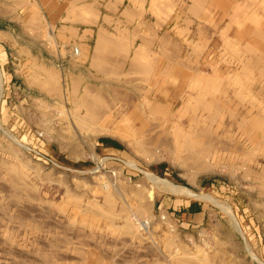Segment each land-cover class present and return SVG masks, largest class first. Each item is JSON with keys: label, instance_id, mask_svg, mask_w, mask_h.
Listing matches in <instances>:
<instances>
[{"label": "crops", "instance_id": "1", "mask_svg": "<svg viewBox=\"0 0 264 264\" xmlns=\"http://www.w3.org/2000/svg\"><path fill=\"white\" fill-rule=\"evenodd\" d=\"M144 1L142 14L136 16L132 15L138 8L134 0H0V111L9 112L16 103L25 106L26 113L39 106L44 111L51 104L62 105L61 126L74 128L78 139H96L94 154L121 162L124 167L117 173L127 184L134 179L144 192L151 181L140 169L143 165L126 164L129 156L159 159L147 164V172L191 191L194 169L174 164L188 155L193 157L188 160L204 164L209 173L224 168V160H239L235 170L241 171L240 180L246 173L251 181L258 180L251 167L264 150L254 151L260 139H251L254 146L247 139L253 156L237 151L242 143L233 145L226 139L244 135L239 128L243 120L249 124L264 120V110L257 113L258 92H253V88L264 90V69L255 56L242 51L252 44L260 47L264 57V0H172L174 6L166 18L149 9L150 0ZM88 15L94 16L92 21ZM150 26L153 33L147 32ZM145 33L154 34L147 35L153 41L148 42ZM99 35L104 36L102 42ZM50 76H55L58 88ZM253 133L257 135V129ZM134 139H153L151 150L136 151L129 143ZM165 139H171L170 143ZM189 140L210 145V155L206 157L200 149L186 151ZM57 142L58 155L66 153L74 161L80 158ZM165 145L174 154L154 156L158 150L165 153ZM138 173L143 177L136 179ZM157 190L154 206L159 216L166 214L169 225L193 232L206 222L208 207L193 197L164 185ZM246 206L235 203L241 220L248 216ZM147 217L153 222L152 214ZM217 251L226 253L224 248ZM153 259L162 264L160 258Z\"/></svg>", "mask_w": 264, "mask_h": 264}, {"label": "rangeland", "instance_id": "2", "mask_svg": "<svg viewBox=\"0 0 264 264\" xmlns=\"http://www.w3.org/2000/svg\"><path fill=\"white\" fill-rule=\"evenodd\" d=\"M2 84L0 72V96ZM256 91L259 114L264 110V90L253 88ZM12 99L15 104L17 98ZM15 105L9 112L0 111V264H158L153 258H160L162 264H186L187 260L204 264L206 259L213 261L205 264H260L249 250L264 263V180L251 181L246 173L241 181V171L235 170L239 160H224V168L210 173L204 166L193 168L192 192L201 197L188 196L208 207L210 214L191 232L169 225L166 214L159 216L154 206L159 185L146 183L144 192L134 179L127 184L117 173L124 167L121 162L106 159V154H94L96 139H78L74 128L61 126L58 116L64 118L62 105L51 104L44 111L39 106L32 113H26L25 106ZM257 124L258 134L253 139L259 140L264 120ZM61 140L70 155L82 157L74 161L66 153L58 155L56 146L59 141L61 147ZM226 140L248 146L244 135ZM162 154L172 155L167 151ZM153 161L160 160L129 156L126 164L140 163L144 167L140 169L148 171L145 167ZM185 162L173 163L187 166ZM68 163H78L80 169ZM254 164L251 169L255 174L264 171V150ZM108 191L115 205L106 212L102 206ZM237 201L247 205L244 220L235 207ZM221 205L232 210L240 230ZM95 206L99 207L96 212ZM126 219L131 222V231L123 229ZM144 222L147 229L141 228ZM219 248L226 253H218Z\"/></svg>", "mask_w": 264, "mask_h": 264}, {"label": "bare ground", "instance_id": "3", "mask_svg": "<svg viewBox=\"0 0 264 264\" xmlns=\"http://www.w3.org/2000/svg\"><path fill=\"white\" fill-rule=\"evenodd\" d=\"M134 2L137 4V9L135 10V13H133L132 15H134V14H136V16L138 15V16H140V14H142V12H143V10H144V0H134ZM249 2V1H248ZM173 6H174V3L172 2V0H166V1H161V0H150V3H149V9L152 11V12H155V13H157V14H159V13H163L164 15H165V18H166V16H168L170 13H171V11H172V9H173ZM87 10V9H86ZM90 10H91V8H90ZM74 11H75V13L74 14H76V12H77V10H75L74 9ZM81 11V10H80ZM91 11H95V10H91ZM90 11V12H91ZM261 11V10H260ZM81 13H83L82 11H81ZM92 14H94L93 12H91ZM84 14H87V12H84L83 13V15ZM162 14V15H163ZM82 14H81V16H83ZM95 15H97V13L96 14H94V16ZM91 16V18H89L90 20L92 19V17H94V16H92V15H90ZM89 15H88V17H90ZM131 16V15H130ZM132 17V16H131ZM134 17V16H133ZM79 18V17H78ZM82 18V17H81ZM85 18V17H84ZM80 19V18H79ZM88 19V20H89ZM132 19V18H131ZM78 21V20H77ZM87 21V20H86ZM92 21V20H91ZM80 22V21H79ZM89 22V21H88ZM157 26H158V24H157ZM151 27L152 26H150V29L147 31L148 33H150V31H152V33L154 32V30H153V28H152V30H151ZM103 33V32H102ZM136 33V32H135ZM105 34V32L103 33V35ZM146 34V33H145ZM107 37H108V34H105ZM133 35V34H132ZM148 34H146V36H147ZM149 35H154V34H149ZM148 35V36H149ZM156 35V34H155ZM100 36V35H99ZM110 36V35H109ZM143 37H144V35H142ZM142 36H141V38H142ZM147 36V40H149L148 42H151V41H153V39H154V37H148ZM103 37L104 36H100V42H102V40H103ZM134 37V36H133ZM51 38H53V37H51ZM106 39V38H105ZM104 39V40H105ZM108 39L109 38H107L106 40L108 41ZM143 39V38H142ZM146 39H145V41H146ZM152 39V40H151ZM162 39V38H161ZM160 39V40H161ZM105 40V41H106ZM151 40V41H150ZM254 40V39H253ZM253 43V42H252ZM237 48V47H236ZM259 48L260 47H258V46H252V44H251V46H247V47H245L242 51L243 52H245L246 54L247 53H249V54H251V55H253V56H255L257 59H258V64H259V66H261L262 67V69H264V57L261 55V54H259L260 52V50H259ZM228 49H233V47H228ZM261 51H263V49L261 50ZM98 53V52H97ZM258 54H259V56H258ZM98 55V54H97ZM245 60V59H244ZM262 72L264 73V70H262ZM54 74V73H53ZM52 74V75H53ZM46 76V75H45ZM51 77V76H50ZM57 78V77H56ZM58 79V78H57ZM48 80V79H47ZM53 83V85L55 84V86H56V88H58L57 86L58 85H56V84H58L57 83V80H55V76H54V78L53 77H51V79H50ZM51 81H50V83H51ZM39 84V83H38ZM42 84V83H41ZM50 86V85H49ZM55 86H53V87H55ZM52 88V87H51ZM50 88V89H51ZM60 88V87H59ZM43 89V88H42ZM46 89V88H45ZM54 89V88H53ZM243 90V89H242ZM49 91H51V90H49ZM52 91H54V90H52ZM242 92V91H241ZM55 94V93H54ZM57 94V93H56ZM245 94V93H244ZM238 95V94H237ZM243 95V94H242ZM239 96H241V95H239ZM236 97H238V96H236ZM242 98V97H241ZM251 98V97H250ZM238 99V98H237ZM239 99H240V97H239ZM252 99V98H251ZM250 99V100H251ZM256 100H257V98H255ZM74 100V99H73ZM87 100V99H86ZM250 100H249V104H250ZM72 101V100H71ZM88 101H89V99H88ZM244 102V101H243ZM246 102H248V101H246ZM106 103V102H105ZM109 103V102H108ZM107 103V104H108ZM242 103V102H241ZM88 104V102H86V105ZM112 104V103H111ZM85 105V104H84ZM85 105V106H86ZM102 105V104H101ZM104 105V104H103ZM88 107H91L90 106V104L89 105H87ZM86 106V107H87ZM105 106V105H104ZM104 106H103V109H106V108H104ZM109 106V105H108ZM111 106V105H110ZM253 106V105H252ZM81 107V106H80ZM85 107V108H86ZM220 108V107H219ZM92 109V108H91ZM93 109H95V108H93ZM86 110H88V112L90 111L88 108L86 109ZM219 110V109H218ZM95 111H96V109H95ZM94 110H93V112H95ZM107 111V110H106ZM99 112H100V110H99ZM217 112V111H216ZM90 114L92 113L91 111L89 112ZM96 113H97V111H96ZM101 113V112H100ZM76 114V113H75ZM78 114V113H77ZM85 114H87V113H85ZM93 115H91L92 117L93 116H95L94 115V113H92ZM233 114V113H232ZM79 115V114H78ZM98 115V118L100 117V116H102V114L99 116V114L97 113L96 114V116ZM218 115V114H217ZM231 115V114H230ZM66 116V115H65ZM86 116H89L88 114L86 115ZM90 117V116H89ZM81 118H82V115H81ZM85 118V117H84ZM88 118V117H87ZM98 118H95L96 120L98 119ZM101 118V117H100ZM89 119V118H88ZM91 119V118H90ZM87 120V119H86ZM93 120V119H92ZM88 121V120H87ZM91 121V120H90ZM250 122V121H249ZM93 123V122H92ZM238 124H239V122H238ZM79 128H81V127H79ZM239 128H240V131L244 134V136H245V138L246 139H248L249 141V144L250 145H252V146H254V144H253V141L251 140V139H253L252 137H253V135H254V133H253V131L255 130V129H257V128H259V126H258V124L256 123V122H252V124H249V123H247V121H242L241 123H240V125H239ZM101 130V129H100ZM105 131V129H102V131H99L100 133L101 132H104ZM99 132H97V134L99 133ZM205 133V132H204ZM56 135V134H55ZM204 135V134H203ZM260 135V134H259ZM209 137V136H208ZM213 137V136H212ZM260 137H261V135H260ZM263 138L262 139H260L258 142L259 143H257L255 146H254V151H258V150H263V148H264V135L262 136ZM150 138H151V136H150ZM153 138V137H152ZM13 139L15 140V138L13 137ZM219 139V138H218ZM153 139H137V140H130L129 141V143H130V145H132L133 146V148L136 150V151H139V152H142V151H144V150H146V148H148V149H150V147H148L149 145H151L152 144V141ZM204 140H206V139H204ZM222 140V139H221ZM56 141V140H55ZM164 141V140H163ZM224 141H226V140H224ZM228 141V140H227ZM165 142V141H164ZM211 142V141H210ZM219 142V141H218ZM17 143H18V141H17ZM158 143V142H157ZM229 143H231V142H229ZM228 142H227V145L229 144ZM19 144V143H18ZM64 142H63V140H61V146L62 147H64ZM162 144H164V143H162ZM207 144H208V142H207ZM218 144V143H217ZM233 144V143H232ZM67 145V144H66ZM160 145V144H159ZM206 143L204 144V142H202V143H199V142H195V143H193L191 140H189V141H186V151H195V150H197V149H200V150H202V152L203 153H205L204 155L207 157V156H209L210 155V153H211V150L210 149H208L209 147H210V145H206ZM225 145H226V143H225ZM170 146V145H169ZM220 146V145H219ZM230 146V145H229ZM9 147V146H8ZM225 147V146H224ZM237 147H239V146H237ZM165 148H166V150L165 151H167V152H169V153H171V154H174L173 153V148H171V147H168L167 145H165ZM248 146H240L238 149H237V151H240L241 153H243L245 156H246V154H247V156H253V154H252V152H251V154L248 152ZM151 150V149H150ZM263 152V151H262ZM206 153H208V154H206ZM256 153V152H255ZM145 154H146V152H145ZM200 154V153H199ZM144 155V154H143ZM151 155H153V153L151 154ZM163 154H162V152H160L159 150L158 151H156L155 153H154V156H158V157H161ZM164 156V155H163ZM73 157L74 158H78V157H82V154H79V155H73ZM148 158V161H150L151 160V156H149V157H147ZM188 159H193V157H192V155H188V156H186L185 158H183L182 159V157H181V160H186V162L185 163H187V166H189V167H192V168H196V169H201L203 166H204V168H205V165L204 164H202V163H198V162H194V161H192L191 162V160H188ZM204 161V160H203ZM7 164V163H6ZM13 164V163H12ZM251 164V163H250ZM131 166H133V167H137L136 165H134V164H132ZM208 166V165H207ZM11 167V166H10ZM210 167V166H209ZM14 168V167H13ZM208 168V167H207ZM4 169V168H3ZM242 170V169H241ZM201 171V170H200ZM252 171V170H251ZM13 172V171H12ZM11 172V173H12ZM142 172H143V174L145 175V177H146V179L147 180H149V181H151L152 183H154V184H157V185H159V184H161L160 186H162V185H164L167 189H170V190H172V191H174V192H180L181 194L183 193V194H186V195H190V196H195V197H201V196H199V195H196L194 192H192L191 190H189L187 187H184V186H180V185H175V184H172V183H170L169 181H167V180H165V179H162V178H160V177H158L157 175H154L153 173H150V172H147V171H144V170H142ZM250 172V171H249ZM253 174L255 173V172H252ZM9 175H10V173H9ZM23 175V174H22ZM258 178H259V180H264V171H262V172H260V173H258L257 175H256ZM9 177V176H8ZM13 177V176H12ZM244 177V176H243ZM25 178V177H24ZM14 179V178H13ZM16 184V183H15ZM18 184V183H17ZM82 185V184H81ZM81 187H83V186H81ZM98 187V186H97ZM28 191H30V190H28ZM261 191H262V189H261ZM26 192V191H25ZM151 193V192H150ZM149 193V195H151ZM106 195V200H105V204L102 206V207H104L105 208V210H107L106 212H109L110 210H111V207H113L112 205H115V204H112V201H113V194L110 192V191H108V192H106L105 193ZM29 196V195H28ZM30 198V197H29ZM202 198H206V199H208V200H210V201H212V202H216V200L215 199H213L211 196H209V195H203L202 196ZM114 202V201H113ZM115 203V202H114ZM111 205V206H110ZM92 206H94V205H92ZM220 206V205H219ZM222 206V208H223V210H225V212L229 215V217L231 218V220H232V222L234 223V226L236 227V229L237 230H240L239 229V225H238V222H237V220H236V218H235V216H234V214H233V212H232V210L229 208V207H227V206H224V205H221ZM138 208V207H137ZM221 208V207H220ZM99 209V207L98 206H95L94 207V209H93V211L94 212H96L97 210ZM141 211V210H140ZM82 212V211H81ZM102 212H103V209H101V214H102ZM106 212H104V213H106ZM142 212V211H141ZM88 213V212H87ZM99 213V215H100V212H98ZM109 214V213H108ZM88 215V214H87ZM91 215V214H90ZM143 216V215H142ZM94 217V216H93ZM112 220V219H111ZM113 221V220H112ZM141 223H139V225H140ZM130 227H132L131 226V222H130V220L129 219H126V221L124 222V225H123V229H126V230H129L130 229ZM141 228L142 229H147V222H144L142 225H141ZM129 231H131V229L129 230ZM233 244V243H232ZM176 252V251H175ZM249 252H250V254H251V256H252V258L254 259V261L256 260L257 262H259L260 264H264V263H262L258 258H257V256L254 254V253H252L250 250H249ZM205 254V253H204ZM186 257L187 256H189V254L187 255H185ZM200 256V255H199ZM193 257H191L190 259H192ZM204 259H205V257H204ZM211 260V259H210ZM210 260H207L206 259V261H205V263H207V262H210ZM218 260V259H217ZM200 261L201 260H198V262L197 261H185V263L186 264H201L200 263ZM203 261V262H204ZM211 261H213V260H211ZM216 261V260H215ZM202 262V261H201ZM217 262V261H216ZM204 263V264H205ZM212 263V262H211ZM128 264V263H127ZM216 264H218V263H216Z\"/></svg>", "mask_w": 264, "mask_h": 264}, {"label": "trees", "instance_id": "4", "mask_svg": "<svg viewBox=\"0 0 264 264\" xmlns=\"http://www.w3.org/2000/svg\"><path fill=\"white\" fill-rule=\"evenodd\" d=\"M68 165L74 166L75 168L77 167V169L80 167V164H78V163L77 164L76 163H68Z\"/></svg>", "mask_w": 264, "mask_h": 264}]
</instances>
